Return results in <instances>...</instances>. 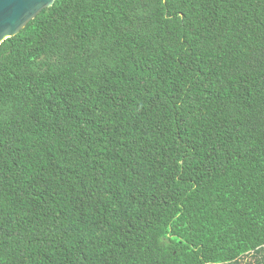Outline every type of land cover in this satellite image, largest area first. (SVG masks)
Instances as JSON below:
<instances>
[{
  "label": "trees",
  "instance_id": "1",
  "mask_svg": "<svg viewBox=\"0 0 264 264\" xmlns=\"http://www.w3.org/2000/svg\"><path fill=\"white\" fill-rule=\"evenodd\" d=\"M0 264H264V0H55L3 41Z\"/></svg>",
  "mask_w": 264,
  "mask_h": 264
},
{
  "label": "water",
  "instance_id": "2",
  "mask_svg": "<svg viewBox=\"0 0 264 264\" xmlns=\"http://www.w3.org/2000/svg\"><path fill=\"white\" fill-rule=\"evenodd\" d=\"M55 0H0V45L17 35L26 24Z\"/></svg>",
  "mask_w": 264,
  "mask_h": 264
}]
</instances>
